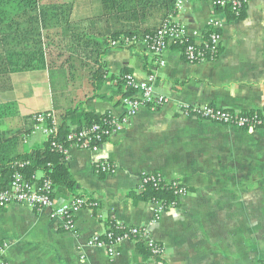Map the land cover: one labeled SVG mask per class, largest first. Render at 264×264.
<instances>
[{
    "label": "crops",
    "instance_id": "obj_1",
    "mask_svg": "<svg viewBox=\"0 0 264 264\" xmlns=\"http://www.w3.org/2000/svg\"><path fill=\"white\" fill-rule=\"evenodd\" d=\"M37 2V9L50 3L68 7L72 33L85 34L100 44L109 75L119 76L127 70L141 81L147 73L156 72V91L167 103L141 108L122 132L108 139L101 157L113 165L111 173H95L91 151L69 148V174L78 193L93 202L92 207L74 216L71 231L64 230L60 221L50 219L47 210L17 204L0 209V244L6 245L3 262L261 264L264 132L217 125L186 115L183 110L207 105L237 113L264 114V0H247L238 13L240 18H234L236 14L228 10L214 8L206 0H187L179 14L175 12V0ZM3 9L7 13L0 15V59L15 58L18 46L30 42L36 25L21 19L10 3L0 5V12ZM170 17L198 45L208 23L217 21L221 47L216 59L190 64L173 46L162 53L164 66L158 69L157 59L143 46V36ZM40 33L45 50V29ZM115 37L117 40H112ZM125 41L131 43L125 45ZM112 42L120 46L112 47ZM3 75L8 83L6 88L0 85V94H8L4 106L12 110L7 112L8 122L1 124L0 131H19L25 117L44 112L56 116L57 111L74 106L71 94L68 97L59 90L53 94L47 69L10 72L6 66ZM18 88L22 92L17 95ZM68 90L75 92L72 87ZM113 91L107 84L94 95L83 83L76 89L73 101L97 116L120 118L124 109ZM45 142V137L36 132L27 137L26 146ZM148 173L159 174L165 181L178 180L187 190L184 197L177 199V205L163 211L158 219L155 205L140 199L142 175ZM36 177L41 178V174ZM53 198L62 201L75 197ZM114 223L147 227L151 239L162 247V255L152 257L146 247L125 243L117 256L109 258L88 246L90 238L102 236Z\"/></svg>",
    "mask_w": 264,
    "mask_h": 264
},
{
    "label": "built area",
    "instance_id": "obj_2",
    "mask_svg": "<svg viewBox=\"0 0 264 264\" xmlns=\"http://www.w3.org/2000/svg\"><path fill=\"white\" fill-rule=\"evenodd\" d=\"M187 0H175V12L179 14ZM216 9L230 10L238 14L247 0H206ZM220 25L217 21L211 20L201 44L192 42L187 35L185 28L173 20L172 17L164 20L157 28L153 35H145L143 38V46L145 49L157 59L156 67L159 69L164 66V62L160 59L162 53L169 47H177L181 50L182 55L190 64H199L207 61L215 60L219 55L221 47V37L219 34ZM131 42L125 41V45ZM112 47L120 46V43L112 42ZM156 72L151 71L147 76L137 81L133 75L125 77L126 86L132 89L134 94L124 98L121 105L124 114L120 118H114L110 115L102 125L94 124L89 128L73 130L66 136V142L69 146L65 148L62 144L52 141L56 136L57 130L54 121L51 125L46 124L45 117L42 113L35 114V125L31 134L40 132L46 142H50L58 151H60L67 159L69 148L91 151L94 154V170L96 174H107L114 170V167L107 159H103L101 151L108 139L122 132L127 123L133 118L143 107L162 106L167 103V99L158 94L156 91ZM183 112L186 115H193L198 119L208 121L217 125L234 127L241 130L253 132H264V120L258 115H242L241 113L221 110L212 106H198L185 108ZM264 116V114H263ZM49 117V115H47ZM27 143V137L24 139ZM27 164H19L22 168ZM39 178L32 177V181L23 179L19 172L12 176V182L9 189L0 191V209H5L12 204L22 205L36 211L47 210L49 218L58 220L66 231H71L74 225V216L82 209L92 207L93 202L87 198H71L69 200H56L52 197V187L48 180L37 184ZM146 185L154 187H168L173 190L176 196V202H172L169 207L165 208L159 201H153L155 205V219L163 212L173 209L177 205V199L187 194L186 188L178 180L165 181L159 174L148 173L143 174L141 179V188ZM102 236H94L87 242L89 247L103 251L109 258L118 255L119 248L125 243L136 244L142 242L148 248L152 257L162 255V247L155 243L149 233V229L145 226L127 227L118 223L114 224ZM113 230H116L115 233ZM6 245L0 244V264H5L2 260ZM264 264V261L261 263Z\"/></svg>",
    "mask_w": 264,
    "mask_h": 264
},
{
    "label": "trees",
    "instance_id": "obj_3",
    "mask_svg": "<svg viewBox=\"0 0 264 264\" xmlns=\"http://www.w3.org/2000/svg\"><path fill=\"white\" fill-rule=\"evenodd\" d=\"M12 4L14 11L19 12L21 19H25L36 29L31 34L29 43H23L16 52L15 58L0 59V85L6 88L8 78L3 75L6 66L10 72L36 71L47 69L51 75L52 92L56 95L59 92L72 96L73 107L57 111L55 116L52 112H44L46 124L51 125L52 120L56 126V136L52 141L62 144L65 148L69 146L66 136L71 131L82 128H89L94 124L102 125L110 117L109 114L100 116L93 112L85 111L81 103H75V92L83 83H86L91 92L96 95L102 86L111 84L113 87V97H118L119 103L134 94L132 89L126 86L125 77L130 75L127 70L121 72L119 76L109 75L105 70V63L102 61L100 44L89 36L73 34V28L69 22L68 7L44 6L37 9V0H0V5ZM48 5V4H47ZM41 8V7H40ZM67 12H57L56 10ZM230 14L234 12L228 10ZM3 9L1 16L6 15ZM234 18H240L241 14H236ZM59 20H62L60 24ZM45 29L43 35V50L41 30ZM28 31V28L26 29ZM157 30V29H156ZM147 33L153 35L155 32ZM18 33L20 32L17 28ZM145 36V35H144ZM143 36V38H144ZM117 40V38H112ZM46 54V56H45ZM50 56L49 59L45 57ZM3 75V76H2ZM69 87L75 89L69 91ZM53 95V96H54ZM56 97V96H55ZM56 100V99H55ZM74 100V101H73ZM242 115H258L264 120V116L258 112H244ZM49 115V117H47ZM31 115L23 118L25 125L19 131H0V191L9 189L12 176L19 172L24 180L32 181V177L37 173L41 174L37 184L48 180L52 187V197H77L87 198L78 193L74 180L67 168V159L50 142L27 147L24 139L33 131L36 124ZM19 164H27L19 168ZM140 199L150 202L159 201L165 208L172 202H176V196L172 189L168 187H154L146 185L141 188ZM115 224V223H114ZM112 224L111 228L115 225ZM117 233L116 230H113ZM137 246L146 247L144 243L137 242ZM149 252L148 248H144Z\"/></svg>",
    "mask_w": 264,
    "mask_h": 264
},
{
    "label": "rangeland",
    "instance_id": "obj_4",
    "mask_svg": "<svg viewBox=\"0 0 264 264\" xmlns=\"http://www.w3.org/2000/svg\"><path fill=\"white\" fill-rule=\"evenodd\" d=\"M21 92H22V91H21L20 88H18V89L16 90L17 95L20 94ZM7 97H8V94H7V93H4V92H3L2 94H0V111H2V112H1L2 115L0 116V126H1V124H5V122H8V121H7V120H8V119H7V116H9V114H8L7 112L10 111V110H12L11 107H9L8 110H6V107L4 106ZM3 102H4V103H3ZM2 103H3V104H2ZM9 103H14V102L10 101ZM3 112H5V113H4L5 115H3ZM7 114H8V115H7Z\"/></svg>",
    "mask_w": 264,
    "mask_h": 264
}]
</instances>
